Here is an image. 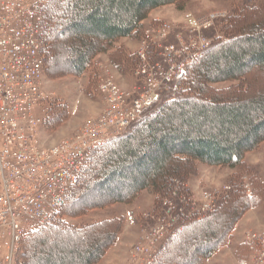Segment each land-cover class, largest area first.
<instances>
[{
  "label": "rangeland",
  "instance_id": "obj_1",
  "mask_svg": "<svg viewBox=\"0 0 264 264\" xmlns=\"http://www.w3.org/2000/svg\"><path fill=\"white\" fill-rule=\"evenodd\" d=\"M247 2L254 3L255 0H185L181 5L168 4L158 7L152 10L143 22L141 34L119 39L112 43L107 51L93 55L89 65L81 73L74 72L78 58L72 52V48L78 45L79 36H76L70 27L67 28L62 23L56 22L54 29L48 31L51 40V46L47 51L48 74H44L42 85L44 98L42 104L36 108L35 116L39 119L44 118L45 112L52 106V114L57 113V117H53L54 121L50 124L52 127L49 125L47 130L44 125H40L38 136L47 146L57 145L73 138L84 127L86 121L95 120L101 115L107 109V104L99 85L105 79L115 83L121 92L129 94V98H137L147 92H153L156 95L152 103L144 107L140 118L130 126L131 128L129 127L130 129L125 130L126 133L136 126L137 122L156 112L166 101L177 95V97H184L187 93L186 91L181 92L186 89L181 81L182 74L193 68L202 56V52L231 36L232 30H227L226 25L220 23L233 13L234 17L242 18L244 15L240 16L242 13L239 8ZM59 7L62 9L65 7L62 1ZM58 9L52 6L50 10L52 14L58 15ZM212 13H221L224 17L215 19L209 29L191 31L186 26V15H192L199 21H203ZM251 20H264V11L255 13L251 16ZM245 24L243 22L240 27L241 34L249 32L248 26H244ZM84 38L88 37L84 36ZM202 39L208 41L205 48L201 45ZM192 41L199 42L205 50H201L202 52L193 63L182 59L183 73L176 79L174 78L172 82L166 80L161 82L163 77L161 70L168 68L167 59L178 57L180 49L188 47ZM258 73L260 82L252 88L253 93L264 90V69H259ZM150 76L156 78L160 83L149 79ZM236 83V81H223L212 86L221 89ZM257 124H260L257 133L261 135L264 133V116L257 119ZM154 148L142 149L140 162L123 166L119 171L112 172L107 180L89 181L91 183H88V188L83 189L78 193V197L76 196V202L69 203L70 206H68L72 213L79 211L82 206L98 205L109 196L126 195L133 178H141L143 173L149 171L150 166L146 158L158 153V150ZM105 153L102 151L96 156V160L98 161ZM89 158L88 156L83 165L84 168L89 166V163L87 164ZM242 162L241 165L235 167L198 162L193 174H183L178 178L184 183L187 194L194 204L188 205L187 222L182 227L177 229L175 227L173 235H168L169 239L166 244L193 220L198 221L204 216L220 213L225 202L223 200L230 195H237L233 186V180L236 179L240 183L238 187L242 195L246 198L254 196L256 203L244 210L242 216L235 223L227 243L222 244L212 256L204 259L202 264H249L243 252L246 244L245 234L247 231L264 230V141L254 150L246 152ZM245 183L251 188L249 196L244 190ZM204 193H210L213 196L216 207L213 213H207L201 209ZM162 198V189L155 192L148 188L139 191L129 203L116 202L98 208L83 209V214L73 217L64 215L63 220L71 225H91L106 219L122 217V227L116 240L95 264H128L132 246L141 242V237L148 225L155 224L153 220L146 218V215L154 216L161 212ZM222 202L223 204H221ZM233 205H238V197L233 199ZM228 220V217L217 218L211 221L210 227L219 235L224 234ZM124 222H126L125 230ZM193 228L201 230L199 224L194 225ZM185 232L170 242L156 264L193 263L194 253L203 248L199 245L205 240V234L201 230L200 234L194 238L189 236L187 239H182ZM105 233L110 234L108 224L106 227L95 229L90 233H76L54 228L32 239L36 240V243L38 240L44 239L46 240L45 244L36 245L35 242L34 244L30 242L32 240L25 244V264H48L47 257H50L52 263H57L60 257H64L69 264H78L79 259H76L74 254H70L69 249L83 250L90 241L94 242V240H90V237L98 238ZM119 237L121 238L120 242H118ZM103 240H100L101 244ZM58 243L61 246L57 247ZM117 243L118 246H116ZM166 244L162 245L157 255L162 252ZM242 245L243 247H241ZM50 248H53L52 253L49 252ZM93 253H95V249Z\"/></svg>",
  "mask_w": 264,
  "mask_h": 264
},
{
  "label": "trees",
  "instance_id": "obj_2",
  "mask_svg": "<svg viewBox=\"0 0 264 264\" xmlns=\"http://www.w3.org/2000/svg\"><path fill=\"white\" fill-rule=\"evenodd\" d=\"M61 1L65 5L63 9L59 7ZM184 1L48 0L45 5V20L48 31L54 29L56 22H60L59 24L70 27L76 36H79L78 45L72 48V52L78 58L74 72L81 73L89 65L93 55L107 51L111 44L119 39L141 34L143 22L152 10L168 4L181 5ZM52 6L59 8L58 15L51 13ZM239 9L242 13L240 16L244 15V18H236L233 13L220 23L225 24L227 30H232L231 36L202 52V56L193 68L182 74L181 81L186 89L180 91H186L187 95L184 97L177 95L166 101L152 115L137 122L138 124L130 131L127 133L125 131L108 144L94 150L87 161L89 166L83 167L77 184L66 197L65 204L58 214L48 224L32 228L23 237L15 254L14 264H25L24 246L27 242L54 228L90 233L108 224L110 234L105 233L98 238L90 237L94 242L90 241L83 250L69 249V253L79 259L78 264H95L116 240L122 227V217L106 219L91 225H71L63 220L64 215L78 216L83 214L84 210L102 207L109 203H129L139 191L148 188L157 192L165 186L169 178L193 174L198 162L217 166H239L243 163L244 154L254 150L264 141V133L261 135L257 133L260 128L257 119L264 116V90L259 93L251 91L260 82L258 70L264 69V20L253 21L251 16L264 11V1L247 2ZM243 22L249 29L245 34H241L240 29ZM84 36L88 38L85 39ZM47 38L48 51L51 40L48 35ZM46 63L47 58L43 67L44 74H48ZM223 81L237 83L221 89L212 86ZM51 108L52 106L47 109L42 118L41 124L46 130L57 114H52ZM152 147L158 150V155L146 158L150 166L149 171L143 173L141 178H133L126 195H112L98 205L82 206L79 211L72 213L69 203L76 202V196L78 197V193L88 188V183H91L89 181L107 180L112 172L119 171L129 163L140 162V151ZM102 151L106 153L97 161L96 156ZM233 181L237 195H230L223 200L225 202L220 213L216 212L187 224L170 239L152 264H156L170 242L185 231L182 239H187L189 236L194 238L201 230L205 234V240L199 245L203 248L194 253L192 264H202L204 259L212 256L222 244L227 243L235 223L244 210L256 203L254 196L246 198L242 195L238 180ZM237 197L238 205L234 206L233 199ZM221 217L222 219L228 217L229 222L225 227V233L219 235L210 227V223ZM198 224L201 230L193 228ZM102 239L104 240L101 244ZM30 242L43 245L46 240ZM56 246L61 245L58 243ZM50 249L49 252L52 253L53 248ZM94 249L95 253L92 254ZM243 249L245 259L248 261L249 248L245 244ZM47 259L48 264H69L64 257H60L57 263H52L50 257Z\"/></svg>",
  "mask_w": 264,
  "mask_h": 264
},
{
  "label": "built area",
  "instance_id": "obj_3",
  "mask_svg": "<svg viewBox=\"0 0 264 264\" xmlns=\"http://www.w3.org/2000/svg\"><path fill=\"white\" fill-rule=\"evenodd\" d=\"M47 1L0 0V264H13L26 233L34 226L48 224L58 214L77 184L88 155L135 122L156 96L147 92L129 98L105 79L99 89L107 109L95 120L86 121L73 138L47 146L38 136L41 121L35 116L44 98ZM220 17L223 14L212 13L199 21L186 15V26L191 31L209 29ZM201 45L205 48L208 41L202 39ZM202 47L192 41L180 49L178 57L167 59L161 82L176 79L183 70L182 59L193 63ZM244 190L249 196L247 183ZM162 192L161 212L146 215L155 224L148 225L141 242L132 246L128 264H152L168 235L188 220V205L194 202L184 183L169 178ZM215 208L213 196L204 193L202 211L213 213ZM245 243L250 249L249 263L264 264V230L247 231Z\"/></svg>",
  "mask_w": 264,
  "mask_h": 264
},
{
  "label": "crops",
  "instance_id": "obj_4",
  "mask_svg": "<svg viewBox=\"0 0 264 264\" xmlns=\"http://www.w3.org/2000/svg\"><path fill=\"white\" fill-rule=\"evenodd\" d=\"M125 228H126V222H124V230H125ZM120 240H121V238L119 237V240H118V242H120ZM116 246H118V243H117V245ZM115 246V247H116Z\"/></svg>",
  "mask_w": 264,
  "mask_h": 264
}]
</instances>
